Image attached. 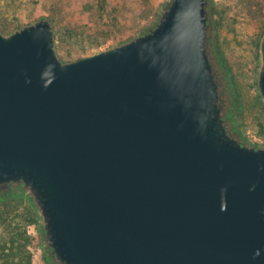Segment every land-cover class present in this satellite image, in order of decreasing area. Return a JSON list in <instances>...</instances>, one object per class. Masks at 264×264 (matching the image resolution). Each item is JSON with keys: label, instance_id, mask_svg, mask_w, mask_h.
Returning <instances> with one entry per match:
<instances>
[{"label": "water", "instance_id": "obj_1", "mask_svg": "<svg viewBox=\"0 0 264 264\" xmlns=\"http://www.w3.org/2000/svg\"><path fill=\"white\" fill-rule=\"evenodd\" d=\"M212 23L210 0H167L70 62L49 18L0 33V185L56 264H264V147L229 125ZM256 86L264 104V33Z\"/></svg>", "mask_w": 264, "mask_h": 264}, {"label": "rangeland", "instance_id": "obj_2", "mask_svg": "<svg viewBox=\"0 0 264 264\" xmlns=\"http://www.w3.org/2000/svg\"><path fill=\"white\" fill-rule=\"evenodd\" d=\"M167 0H0V33L39 18L55 30L57 54L70 62L144 33ZM213 53L231 85L238 130L264 147V104L257 93L258 46L264 0H210ZM22 235V236H21ZM15 240V242H14ZM17 240V241H16ZM0 264H49L34 208L20 198L0 200Z\"/></svg>", "mask_w": 264, "mask_h": 264}, {"label": "flooded vegetation", "instance_id": "obj_3", "mask_svg": "<svg viewBox=\"0 0 264 264\" xmlns=\"http://www.w3.org/2000/svg\"><path fill=\"white\" fill-rule=\"evenodd\" d=\"M154 26L155 25H153L150 28H153ZM148 30L144 33H147ZM217 63H218V61H217ZM216 70H217V81L219 82V84H228L223 90L220 91V94L227 98V100L224 101L223 103L226 105L228 113H231L230 108H231V105H233L232 104L233 100H232V98H229L230 92H231L230 82L228 81L226 73L224 72V70L222 69V67L220 66L219 63L216 67ZM231 115H232V113H231ZM229 125L231 126L232 129H238L239 128L236 120L234 119V115L230 118ZM9 197L20 198V199H23V200L28 202V200H26L23 196V185L20 183L11 182L8 184L0 185V200H6ZM40 235H41V241H42V246H43L45 243V241L42 240V238H44V233L42 234L40 232ZM43 249L45 251L46 258L47 259L52 258V256H53L52 250H50V248H48L46 246Z\"/></svg>", "mask_w": 264, "mask_h": 264}, {"label": "trees", "instance_id": "obj_4", "mask_svg": "<svg viewBox=\"0 0 264 264\" xmlns=\"http://www.w3.org/2000/svg\"><path fill=\"white\" fill-rule=\"evenodd\" d=\"M35 210V209H34ZM36 214V213H35ZM41 232V231H40ZM22 236V235H21ZM17 241V240H16ZM14 242H15V240H14ZM51 250V249H50ZM46 257V256H45ZM53 258H54V256H52V258H50V259H47V261H48V263L49 264H56L55 262H54V260H53Z\"/></svg>", "mask_w": 264, "mask_h": 264}]
</instances>
